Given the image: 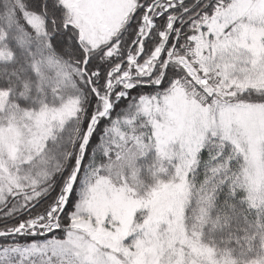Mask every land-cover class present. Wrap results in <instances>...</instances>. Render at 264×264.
Returning a JSON list of instances; mask_svg holds the SVG:
<instances>
[{"label":"snow or ice","instance_id":"1","mask_svg":"<svg viewBox=\"0 0 264 264\" xmlns=\"http://www.w3.org/2000/svg\"><path fill=\"white\" fill-rule=\"evenodd\" d=\"M0 264H264V0H0Z\"/></svg>","mask_w":264,"mask_h":264}]
</instances>
